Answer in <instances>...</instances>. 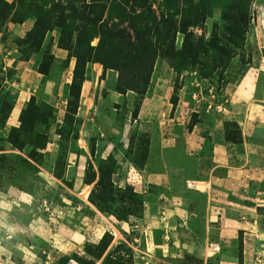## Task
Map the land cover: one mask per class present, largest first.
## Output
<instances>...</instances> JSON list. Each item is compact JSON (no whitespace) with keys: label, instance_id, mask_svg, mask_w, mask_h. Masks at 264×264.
<instances>
[{"label":"rangeland","instance_id":"obj_1","mask_svg":"<svg viewBox=\"0 0 264 264\" xmlns=\"http://www.w3.org/2000/svg\"><path fill=\"white\" fill-rule=\"evenodd\" d=\"M95 1L112 29L158 28L144 71L116 69L125 44L97 58L70 9L93 0H0V264L21 245L30 264H264V186L204 167L242 140L243 98L264 105V0Z\"/></svg>","mask_w":264,"mask_h":264},{"label":"crops","instance_id":"obj_2","mask_svg":"<svg viewBox=\"0 0 264 264\" xmlns=\"http://www.w3.org/2000/svg\"><path fill=\"white\" fill-rule=\"evenodd\" d=\"M247 78L249 82L246 78L243 79L237 89L245 88V85H250L253 82L252 77ZM243 99L245 101L243 114L237 120L240 123L242 140L239 142L224 140L223 142L214 143L210 147V158L204 166L210 188L213 183H217L221 186L220 190L229 189L231 185L238 184L236 178L241 179L242 183L247 182L250 188H253L255 184L264 186V105L253 103L248 98ZM212 159L215 162H212ZM199 162L204 163L205 161L199 158ZM218 167L222 169H218ZM201 170L203 169L201 168ZM190 181L195 180L187 179L186 186L194 190L193 187L188 185ZM226 207L229 209L230 205L227 204ZM10 253L12 255L14 250H11L7 256H10ZM0 254L4 255V252ZM16 254L21 255L22 264L31 263L28 258L29 254L23 249L22 245L21 253ZM3 260L6 264H10L7 261H10V259L6 260L4 258Z\"/></svg>","mask_w":264,"mask_h":264},{"label":"trees","instance_id":"obj_3","mask_svg":"<svg viewBox=\"0 0 264 264\" xmlns=\"http://www.w3.org/2000/svg\"><path fill=\"white\" fill-rule=\"evenodd\" d=\"M93 6L98 8L96 11L98 14L96 16H93L90 18L89 14H85V10L83 6H76L75 3H72L71 10L73 11V18L72 22L79 21L84 23L85 25L91 26V31L96 33L99 37V42L96 46L99 50H102L103 55L102 57H97L98 59H101L106 64L108 57V54L115 53L114 49L122 48L121 44H125L128 48V52L123 55L119 62V65H117L118 68H116V64H108L111 65L109 68H116L121 71V75L131 74L129 71L131 67L134 69H140L144 71V68H141V66L145 64H152V62L148 61L149 57H153V55L156 54L155 47L151 43L152 37L155 35L156 30H151L150 28L146 29H139V28H131L130 30L134 31L133 35L131 34L130 30L127 28H121V29H112L110 28L106 23L104 24L101 21V15H102V9L101 5L93 0ZM85 5V4H84ZM71 22V23H72ZM100 22L99 27L96 28V24ZM187 46V39L184 41L183 45V51ZM157 51V50H156ZM190 51V50H189ZM192 51V50H191ZM107 55V56H106ZM79 56H76L77 64H78ZM107 67V66H106ZM77 66L75 67L76 72ZM147 74L143 76V79L139 80L138 82L134 81L133 78L123 77L121 78V75L119 77V82L121 80L125 81L126 89H131L134 86L140 85L141 83L145 84L147 83V76L150 74V70L147 66L146 71ZM144 72V73H145ZM76 80V74L74 75L73 81ZM120 87V84H119ZM69 259V258H68ZM64 262V264L67 262V260ZM73 259V258H72ZM75 260V259H74ZM76 261V260H75ZM77 262V261H76Z\"/></svg>","mask_w":264,"mask_h":264},{"label":"built area","instance_id":"obj_4","mask_svg":"<svg viewBox=\"0 0 264 264\" xmlns=\"http://www.w3.org/2000/svg\"><path fill=\"white\" fill-rule=\"evenodd\" d=\"M188 185H189V187H193V185H190L189 183H188ZM74 262L77 263L74 259L70 258V259L67 260V262L65 264H73Z\"/></svg>","mask_w":264,"mask_h":264}]
</instances>
